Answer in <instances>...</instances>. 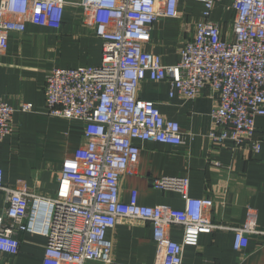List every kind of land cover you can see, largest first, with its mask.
Segmentation results:
<instances>
[{
    "label": "built area",
    "instance_id": "built-area-1",
    "mask_svg": "<svg viewBox=\"0 0 264 264\" xmlns=\"http://www.w3.org/2000/svg\"><path fill=\"white\" fill-rule=\"evenodd\" d=\"M181 1L0 0V53L8 49L9 35L24 34L27 24L58 28L68 8L82 11L85 26L102 46L101 65L57 68L46 77L48 115L85 125V144L64 161L55 196L32 194L21 180L14 188L7 186L0 168V192L7 203L0 215V255L16 256L18 234L32 233L47 239L43 264H113L114 243L107 235L121 219L151 224L155 264H183L185 249L197 247L204 233L231 230L237 252L259 233L253 215L242 227L214 224L209 216L214 201L192 198L188 177L154 181L155 188L181 195L182 210L142 206L136 191L130 202L122 199V181L140 159L136 140L172 146L185 142L177 122L139 98L146 80L168 82L171 99L193 102L209 90L215 103L211 141L261 150L255 133L257 118L264 116V0H199L203 12L193 38L181 48L179 63L165 66L144 46L156 21L180 17ZM226 2L228 26L213 19L215 8ZM32 110V104L15 109L0 98V142L13 133L16 112ZM173 226L182 228L181 242L171 238Z\"/></svg>",
    "mask_w": 264,
    "mask_h": 264
},
{
    "label": "crops",
    "instance_id": "crops-1",
    "mask_svg": "<svg viewBox=\"0 0 264 264\" xmlns=\"http://www.w3.org/2000/svg\"><path fill=\"white\" fill-rule=\"evenodd\" d=\"M228 3V2H226ZM215 8V21H229L224 6ZM199 0H182L179 18H161L154 24L144 50L161 56L165 66L177 65L184 43L194 36L202 18ZM101 41L84 24L80 9L68 8L58 28L27 24L24 34L9 35L8 49L0 53V98L13 108L32 104L28 113L16 112L13 133L0 142V168L5 184L16 187L24 181L32 194L54 197L63 163L85 144V125L79 120L51 117L46 110V77L55 69L101 65ZM168 82L141 84L139 98L153 102L167 120L180 125L185 142L181 146L136 140L140 159L121 184L122 199L130 202L133 191L142 206H168L182 210L185 202L175 191H162L154 181L163 177H188L189 195L211 199V221L225 228L242 227L250 215L257 232L243 252L234 249V233L217 230L204 233L197 247H187L183 264H264V116L256 120L255 138L262 141L259 153L249 147L236 148L230 140L215 145L211 111L215 105L209 90L185 101L169 97ZM214 162L220 164L215 167ZM7 208L0 192V215ZM171 238L182 241V228L173 226ZM108 239L114 243L113 264H155L156 244L151 224L121 219ZM16 256L0 255V264H43L47 239L39 234L20 233Z\"/></svg>",
    "mask_w": 264,
    "mask_h": 264
},
{
    "label": "rangeland",
    "instance_id": "rangeland-1",
    "mask_svg": "<svg viewBox=\"0 0 264 264\" xmlns=\"http://www.w3.org/2000/svg\"><path fill=\"white\" fill-rule=\"evenodd\" d=\"M225 4H228V3H225ZM228 17H229V21H225L226 23H228V24H226V26H228L232 21L229 14L226 15V19H228Z\"/></svg>",
    "mask_w": 264,
    "mask_h": 264
}]
</instances>
